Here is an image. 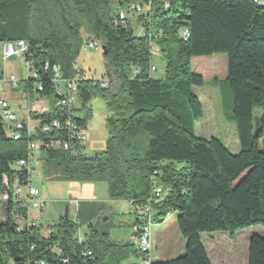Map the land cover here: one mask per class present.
<instances>
[{
    "label": "trees",
    "instance_id": "obj_1",
    "mask_svg": "<svg viewBox=\"0 0 264 264\" xmlns=\"http://www.w3.org/2000/svg\"><path fill=\"white\" fill-rule=\"evenodd\" d=\"M148 2L146 13L127 9ZM118 8L127 17L136 15L140 32L128 18H119ZM82 34L105 46L101 77L109 81L106 88L75 66ZM18 40L27 45L23 59L38 74L41 90L33 89L32 78L22 87L50 101L44 118L65 117L52 106L56 92L45 61L77 79L76 124L86 128L93 99L102 100L107 110L103 150L88 154L81 146L73 156L51 148V138L70 140L64 130H54L34 136L45 158L67 179L105 181L109 201L139 208L154 186H161L162 197L152 203V223L175 212L184 251L151 264H211L201 233L221 232L232 239L238 230L264 228V0H0V42ZM153 49L165 61L160 79L148 76ZM217 53L226 56L231 118L241 145L236 154L218 138L194 132L202 106L192 87L203 78L191 71V58ZM135 68L140 72L132 78ZM26 142L23 134L14 140L0 117V191L3 176L10 184L25 176L15 162L26 156ZM15 209L20 207L11 201L0 206V264H136L139 257L133 241L111 239L91 224L78 243V212L74 221L64 215L43 233L37 224L17 229L11 221ZM247 264H264V233L251 235Z\"/></svg>",
    "mask_w": 264,
    "mask_h": 264
},
{
    "label": "rangeland",
    "instance_id": "obj_2",
    "mask_svg": "<svg viewBox=\"0 0 264 264\" xmlns=\"http://www.w3.org/2000/svg\"><path fill=\"white\" fill-rule=\"evenodd\" d=\"M117 7L116 3H112ZM130 26L136 32L141 31L142 22L134 20L136 15L127 17ZM83 42L76 57V68L81 71L86 79L100 80L104 70L103 57L101 51V41L94 40L99 44V49L92 50L87 47L86 36L82 34ZM153 48L156 46L153 42ZM153 49L152 59L156 65V71L152 73L154 78L164 77V59ZM204 60V61H202ZM2 70V55L0 42V72ZM191 71L199 74L203 78L200 86H193L192 91L198 97L202 106V116L195 122V135L201 138H218L227 149L236 154L241 150L237 128L232 117V96L226 83V56L224 53H217L211 56H195L191 58ZM3 74L8 76L13 74L18 81L30 78V73L26 69L23 57H11L4 63ZM23 83L18 86V92L14 94L20 99V105L25 102L23 95ZM32 87H37V82L32 81ZM8 91V86H4ZM8 94L5 95L7 99ZM8 100V99H7ZM10 100V99H9ZM11 102V100H10ZM18 105V103H15ZM90 106V116L86 123L87 141L85 151L90 154L103 150L106 143L105 117L107 110L100 99H93L88 103ZM18 109V106H16ZM22 111L16 110L17 120L22 118ZM254 113H260L258 107H254ZM258 116H255L257 119ZM36 161L33 171L31 185L40 192V197L45 199L42 210L31 209L30 215L35 223L40 227L41 232L46 233L48 226L57 222L64 215L74 221L76 214H79L80 224L78 230L81 234L89 230V224L99 232H107L111 239L127 240L131 227L134 226V215L141 218L140 207L130 206L125 200H117L116 206L111 211L109 200L107 199V186L103 180H73L67 179L51 160H47L40 150L34 151ZM161 188V186H158ZM78 201V205L72 202ZM117 208V209H116ZM115 210V211H114ZM175 212H170L162 221L154 222L151 225V259L154 261L166 260L180 256L183 253L184 239L177 230L175 223ZM1 218V215H0ZM132 221V223H131ZM263 233L261 226H250L238 230L232 240L233 246L228 243L220 244L224 248L225 258L235 260V248L242 253V264H245V251L247 247V236L252 233ZM204 238V234L202 235ZM218 245L209 244L207 248L212 254V247ZM223 256V258H224ZM224 258V259H225ZM239 258V257H238ZM241 259V258H240ZM215 264H219L217 259H213ZM241 263V260L240 262Z\"/></svg>",
    "mask_w": 264,
    "mask_h": 264
},
{
    "label": "built area",
    "instance_id": "obj_3",
    "mask_svg": "<svg viewBox=\"0 0 264 264\" xmlns=\"http://www.w3.org/2000/svg\"><path fill=\"white\" fill-rule=\"evenodd\" d=\"M256 1L258 3L261 2V0ZM150 7L151 2L144 4L132 3L129 4L127 9L128 11L136 13H146L150 10ZM167 7L168 3H165L164 8ZM117 13L122 21L127 18L128 12L126 10L118 8ZM181 35L186 38V31L183 30ZM86 45L92 50H97L100 47L94 38L88 39ZM26 48L27 45L23 40L2 42V63L4 64L6 60L11 57H23ZM151 54L153 55L152 52ZM25 66L30 73V78L37 82V88L41 90V85L38 81V74L31 69L29 63L25 62ZM43 69L48 73L50 82L56 92V97L52 102V106L65 111V117L63 120H60L59 118L49 120L44 118V116L49 112L50 101L48 99H38L35 96H30L28 93H26L27 96L25 97V102L22 107L21 105H18V109H16L15 106H11L5 97L6 90L4 89V86H8L11 91L18 88L20 83L25 80L18 81L13 74L6 76V74L0 73V117L3 119L14 140H18L22 134L27 138L26 156L15 162V165L19 170L26 171L25 176L21 179L16 178L13 184L9 183L6 176H3L1 181L3 190L0 191V206L8 201H11L20 207V210L15 209L11 214L12 224L15 225L17 229L23 226L33 227L36 225L35 220L30 215V210H42L45 205V199L40 197L39 190L31 185L33 171L36 165L34 151L38 150L39 147V141L36 140L34 136H37L39 133L64 130L70 140H66L62 137L51 138L47 144L51 148L68 152L73 156L78 155V153L82 151L80 148L85 145L87 140V132L85 128L79 126L74 120H72V117L75 115V109L79 106L77 79L65 77L62 74L59 65L55 63L52 64L45 61L43 63ZM155 71L156 65L151 63L148 70V76H152V73ZM139 72L140 70L135 68L132 71L131 77H136ZM96 83L101 88H106L109 85V81L103 77H101L100 80H93V84ZM16 110L24 113V115L22 114V118L20 120H17ZM34 116L41 117L35 118ZM33 121H36L37 124H32ZM72 141L75 142L76 145H73ZM161 197L162 190L157 186H154L151 195L144 200V204L140 207L142 217L138 218L139 223L131 227L130 240L135 243L139 252L136 264H151L150 238L151 225L153 224L152 203L157 202ZM72 202L75 206L78 205L77 200ZM128 203L130 206H134L131 202ZM75 236L78 243L83 242L84 236L78 229Z\"/></svg>",
    "mask_w": 264,
    "mask_h": 264
},
{
    "label": "crops",
    "instance_id": "obj_4",
    "mask_svg": "<svg viewBox=\"0 0 264 264\" xmlns=\"http://www.w3.org/2000/svg\"><path fill=\"white\" fill-rule=\"evenodd\" d=\"M1 47H2V43H1ZM202 61H204V60H202ZM152 63H154V62L152 61ZM3 71H4V64L2 63V70H1L0 73H3ZM9 89L10 88H8L7 89L8 91H6V94H8L7 99L9 101V103L11 104V106H13V107L15 106V108H16V106L20 105V99L18 98V96L15 95L16 94L15 92H18V88L14 89V90H11V91ZM22 92H23V95L24 94L26 95V93H27L24 90H22ZM9 99L11 100V102H10ZM16 102L18 103V105L15 104ZM32 124L36 125L37 122L36 121H33ZM108 202L110 204V207L109 208L111 209V211H113L114 207H117L116 206V201H108ZM136 216L137 215H134V218ZM131 223H132V221H131ZM263 233H256V232H254V233L250 234L249 236H247V247H246V251H245V264H247L248 242H249V239H250L251 235H253V234L262 235ZM203 234H204V236L206 238H204L202 236ZM200 238H201L202 244H203V246L205 248L206 254H207V256H208L209 261H210L211 264H215L213 259H217L218 262H219V264H242V258H243V256H242V253L240 251H238V249L235 248L234 253H235L236 258H235V260L232 261V260H228L227 258H225L224 255L226 254V251L224 250V248L219 247V245L222 244V243H224V245H226V246L228 245V243H230L229 247L231 245L233 246L234 239L233 240L230 239L226 233H221V232L201 233ZM115 240H118V239H115ZM119 241H125V240H119ZM126 241H130V235H129V237H128V239ZM209 244H213V246L215 244L218 245L217 247H212L213 250H214V252L212 254L209 252V250L207 248V245H209ZM183 251H184V248H183ZM223 256H224L225 259L223 258ZM166 260H169V259H166ZM240 260H241V263H239ZM163 261H165V260H163Z\"/></svg>",
    "mask_w": 264,
    "mask_h": 264
},
{
    "label": "water",
    "instance_id": "obj_5",
    "mask_svg": "<svg viewBox=\"0 0 264 264\" xmlns=\"http://www.w3.org/2000/svg\"><path fill=\"white\" fill-rule=\"evenodd\" d=\"M101 51L103 52V54H105V46L104 45H101ZM254 122H255L254 124H255V127H256L257 126V121H256L255 118H254ZM255 130L256 129H254V131H253L254 133H255Z\"/></svg>",
    "mask_w": 264,
    "mask_h": 264
}]
</instances>
